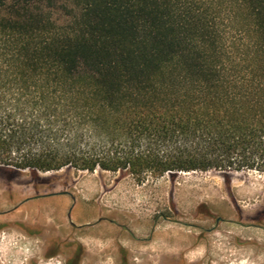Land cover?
I'll list each match as a JSON object with an SVG mask.
<instances>
[{"label": "trees", "instance_id": "16d2710c", "mask_svg": "<svg viewBox=\"0 0 264 264\" xmlns=\"http://www.w3.org/2000/svg\"><path fill=\"white\" fill-rule=\"evenodd\" d=\"M64 167L264 175V0H0V168Z\"/></svg>", "mask_w": 264, "mask_h": 264}, {"label": "rangeland", "instance_id": "374dc122", "mask_svg": "<svg viewBox=\"0 0 264 264\" xmlns=\"http://www.w3.org/2000/svg\"><path fill=\"white\" fill-rule=\"evenodd\" d=\"M230 197L242 211H254L264 199V175L0 168V264H66L76 245L83 249L80 264H118L120 249L129 264H161L163 254L167 262L182 254L183 264H264V233L229 224L238 220ZM206 209L213 216L205 217ZM36 224L42 233L30 236ZM240 237L259 245L238 246Z\"/></svg>", "mask_w": 264, "mask_h": 264}, {"label": "flooded vegetation", "instance_id": "af4514ba", "mask_svg": "<svg viewBox=\"0 0 264 264\" xmlns=\"http://www.w3.org/2000/svg\"><path fill=\"white\" fill-rule=\"evenodd\" d=\"M225 187L226 188H229V184H225ZM61 195H64L66 197L69 198V196H71L69 193L67 194H64L62 193ZM56 196H59V195H56ZM230 204H232V208H233V214H235L238 218L237 220V223H233V222H229V224H234V225H238L242 228H252V229H257V230H260L264 233V199L262 200V205L258 208H255L254 211L252 212H244L242 211V209L235 205V200L231 197L228 201ZM205 214L206 216L205 217H211L213 216V213H211L208 209L205 210ZM100 221H96V223L94 224H90V223H86V224H83L81 226H78V227H82V226H87L86 228H92L94 227L96 224H98ZM216 222H220L219 218H216ZM5 226L4 225H0V230L2 228H4ZM73 227V226H72ZM75 227V226H74ZM25 230V229H24ZM42 233V229L39 228L38 224L34 225L32 227V229L29 231V235L30 236H39L41 235ZM235 244L238 245V246H258L259 243H256V240L255 239H251V238H236L235 239ZM53 249L51 250H48L46 253H45V256L47 257H51L52 254H53ZM82 255H83V249L81 248L80 245H76V250L73 254V257H72V260L70 262V264H74L75 262L76 263H81V259H82ZM163 258L161 260V264H183V262L180 260V258L182 257V254H180V258H178L177 260H174L173 262H167L165 259H164V254L162 255ZM118 264H129L128 263V252L124 249H120L119 250V259H118Z\"/></svg>", "mask_w": 264, "mask_h": 264}]
</instances>
